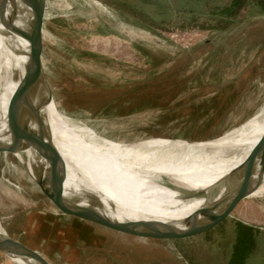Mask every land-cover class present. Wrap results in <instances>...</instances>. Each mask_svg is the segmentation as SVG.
Returning <instances> with one entry per match:
<instances>
[{
    "label": "rangeland",
    "instance_id": "374dc122",
    "mask_svg": "<svg viewBox=\"0 0 264 264\" xmlns=\"http://www.w3.org/2000/svg\"><path fill=\"white\" fill-rule=\"evenodd\" d=\"M228 2L46 0L42 60L54 97L49 103L73 126L88 127L120 143L156 137L201 141L239 126L264 104V10L249 4L242 17L224 30L174 26L181 17L202 16ZM117 4L156 23L164 20L167 27L150 25ZM142 89L148 95L143 103L142 96L137 97ZM2 103L0 95V107ZM257 141H222L203 150L242 159ZM175 142L196 147L209 143ZM262 159L264 154L249 166H260ZM182 172L170 169L145 178L142 184L147 188L155 179ZM155 184V190L166 189L160 181ZM108 196L122 200L118 190ZM219 203L221 212L229 215L208 233L194 237H166L164 232L182 233L206 224L219 214L207 206L214 202L137 212L149 217L152 232L162 226L163 232L157 231L160 237L144 231L106 230L89 221L92 232L106 238L97 247L89 244L88 230L50 214L48 201L16 153L0 154L1 225L9 236L44 253L52 264H187L185 250L195 261L191 264H225L236 222L260 230L246 264H264V193Z\"/></svg>",
    "mask_w": 264,
    "mask_h": 264
},
{
    "label": "bare ground",
    "instance_id": "6f19581e",
    "mask_svg": "<svg viewBox=\"0 0 264 264\" xmlns=\"http://www.w3.org/2000/svg\"><path fill=\"white\" fill-rule=\"evenodd\" d=\"M30 17V9L20 0H9L4 8L0 3V95L3 96L0 107V141L3 142L10 139L6 122L8 100L19 93L21 80L25 76L24 65L29 47L26 39L12 31L8 23L10 21L12 25L23 28L30 21ZM8 55H11V58L6 65ZM13 66L15 71H12ZM2 78L5 79L3 86ZM36 90L32 92L31 101L34 106L38 105L42 98L43 101L46 98L41 88ZM262 105L253 117L239 126L229 129L217 138L201 141L156 137L145 142L120 143L109 140L88 127L73 126L69 123L70 118L58 114L49 101L43 102L41 112L48 124L52 141L66 163L64 196L68 199L76 197L96 215L117 226L120 231H144L149 237H160L157 235L163 232L162 226L159 224L155 232H152L146 221L149 217L137 212L151 213L196 201L207 205L213 200L209 196L216 192L219 194L216 197L218 202L240 200L264 193V159L261 160L260 166L249 167L252 173L247 176L246 182H243V172L248 166L244 165L242 170L236 171L235 168L246 157L240 159L237 155L223 151L203 150L222 141L241 138L259 140L264 134V104ZM175 141L190 144L209 143L196 147ZM15 153L31 179L35 178L37 167L46 166V162L31 148ZM170 169L183 172L155 179L166 189L155 190L154 188L158 187L156 182L147 188L142 184L145 178ZM234 176L237 177L232 179ZM228 182L229 186H226ZM115 190H118L122 200L115 201L108 196ZM164 233L168 237V233ZM3 234L0 222V236ZM13 259L18 264H37L32 259Z\"/></svg>",
    "mask_w": 264,
    "mask_h": 264
},
{
    "label": "water",
    "instance_id": "95a60500",
    "mask_svg": "<svg viewBox=\"0 0 264 264\" xmlns=\"http://www.w3.org/2000/svg\"><path fill=\"white\" fill-rule=\"evenodd\" d=\"M24 5L30 9L31 17L25 27L18 28L9 21L8 25L11 30L22 36L29 44L27 59L24 65L25 76L21 80L19 87V93L12 96L8 100L6 108V122L9 134V141H0V154H13L18 151H24L31 148L34 152L46 162V166H40L36 168V176L33 178V182L37 185L40 193L49 203L50 214L62 221L70 219L74 224L80 226L85 231L88 230L89 244H93L99 247L104 241L105 237L98 236L93 233L89 227V221L97 222L103 229L117 228L112 225L107 219L102 216L96 215L91 208L82 204L76 199H68L64 196L63 186L66 178V163L52 141L48 124L44 115L41 112V106L43 102L52 100L53 94L50 90L43 67V46H44V24L46 13V0H20ZM9 0H0L1 6L6 7ZM37 88L46 94V98L43 101H39L38 105L32 103V95ZM33 92V93H32ZM23 96V97H22ZM55 101V100H54ZM56 103V102H55ZM170 139V138H169ZM264 152V134L260 137L258 142L253 146L252 150L243 160V162L235 168L242 170L244 165L248 166V169L244 170V176L242 180L246 182L247 176L252 171L249 168V164H254L258 158L262 156ZM233 176V174L231 175ZM239 176V175H238ZM237 177V176H236ZM234 176L232 179L236 178ZM239 178V177H238ZM243 185H245L243 183ZM229 186V182L226 184ZM203 195V194H202ZM204 195H207L204 193ZM209 196V194H208ZM219 194L213 193L212 203L214 202V208L218 210L215 217L211 218L209 222L202 225H196L190 230L182 233H171L168 237H194L198 235H204L211 231L216 225L220 224L226 219L229 214H223L220 209V203L217 201ZM204 208V207H203ZM201 209V211L203 210ZM242 222H236L235 235L233 243L230 246V256L235 250V246L238 239L237 225ZM247 225V224H244ZM250 226V225H247ZM255 242L257 235L260 233L258 228H254ZM90 229V230H89ZM4 230V228H3ZM109 231V230H108ZM130 233H134L129 231ZM3 239H0V253L2 254V261L0 264H18L13 257H21L25 259H32L37 264H52L49 258L36 248H32L18 239L9 236L4 230V234L1 235ZM0 236V237H1ZM94 241V243L92 242ZM185 263H195L192 256L184 251ZM184 263V262H182Z\"/></svg>",
    "mask_w": 264,
    "mask_h": 264
},
{
    "label": "trees",
    "instance_id": "16d2710c",
    "mask_svg": "<svg viewBox=\"0 0 264 264\" xmlns=\"http://www.w3.org/2000/svg\"><path fill=\"white\" fill-rule=\"evenodd\" d=\"M251 3L260 7L261 10H264V0H229L228 4L225 6L216 10H211L202 16L193 15L188 18L181 17L178 23L174 26L180 29L201 28L224 30L234 22L235 19L241 18L242 11H244V9H246ZM116 7L131 13L150 25L160 28L167 27L164 20L156 23L149 16H146L144 13L134 10L125 4H117ZM203 45H208V43L205 42ZM144 85L145 84L140 85L138 88H143ZM139 93L140 94L137 97L140 98L142 96L139 101L143 103V101L148 98V95L143 89ZM237 229L238 239L235 250L225 264H246L249 255L253 252L256 246L255 232L252 227L239 223Z\"/></svg>",
    "mask_w": 264,
    "mask_h": 264
},
{
    "label": "crops",
    "instance_id": "0c3cea01",
    "mask_svg": "<svg viewBox=\"0 0 264 264\" xmlns=\"http://www.w3.org/2000/svg\"><path fill=\"white\" fill-rule=\"evenodd\" d=\"M0 261H2V254L0 253Z\"/></svg>",
    "mask_w": 264,
    "mask_h": 264
}]
</instances>
